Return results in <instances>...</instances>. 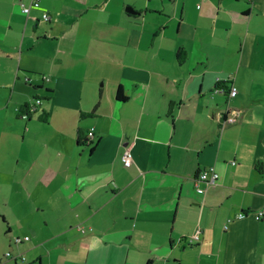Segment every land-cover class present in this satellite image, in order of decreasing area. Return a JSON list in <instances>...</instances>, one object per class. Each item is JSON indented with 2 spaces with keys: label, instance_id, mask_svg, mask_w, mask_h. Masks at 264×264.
<instances>
[{
  "label": "crops",
  "instance_id": "crops-1",
  "mask_svg": "<svg viewBox=\"0 0 264 264\" xmlns=\"http://www.w3.org/2000/svg\"><path fill=\"white\" fill-rule=\"evenodd\" d=\"M32 1L0 0V264H264V0Z\"/></svg>",
  "mask_w": 264,
  "mask_h": 264
},
{
  "label": "built area",
  "instance_id": "built-area-1",
  "mask_svg": "<svg viewBox=\"0 0 264 264\" xmlns=\"http://www.w3.org/2000/svg\"><path fill=\"white\" fill-rule=\"evenodd\" d=\"M21 6H22L23 12L26 13V14H29L30 10L33 7H37V8L39 7V0H33L29 6H25L24 4H22ZM42 19L44 21H50L51 20V16H50V14H47V13L44 12L42 14ZM26 80L29 81L28 78H26ZM217 91L223 92V89L219 88V89H217ZM236 94H237V88L235 86H231L230 90L228 92V95L230 97H235ZM38 103H39V101H38ZM30 110L32 111L33 109L30 108ZM21 117L26 119V118H28V114L27 113L26 114H22ZM238 117H239V113H234V112L233 113H229L228 116L224 119V121L221 122L222 126H225L228 123H235L236 121H238ZM88 135H89L90 138H92L94 136L93 135V131H90L88 133ZM122 161L127 166L131 165L132 162H131V156H130L129 152H125L123 154ZM217 180H218V173L216 172L214 167H210L208 170H204L203 172H201L198 175V177L196 178V183H197V181H201V182H205L207 184H212L213 185V184H216ZM197 191L199 193H203L204 192V188L198 187ZM242 216H243V214H240V217H242ZM263 216H264V211H261L258 214V217L260 219ZM194 238L198 239V236L195 235ZM27 239L28 238L26 237V240ZM17 242H21V239L18 238Z\"/></svg>",
  "mask_w": 264,
  "mask_h": 264
},
{
  "label": "trees",
  "instance_id": "trees-1",
  "mask_svg": "<svg viewBox=\"0 0 264 264\" xmlns=\"http://www.w3.org/2000/svg\"><path fill=\"white\" fill-rule=\"evenodd\" d=\"M25 81H27L26 78H25ZM29 81H30V79H29ZM116 97H117L118 100H121V101L125 99L124 96H122V87L121 86L118 87V91H117ZM35 99H36V104H34L32 106H29L28 104H26L20 109V116L22 114H26L27 113L28 117H30L32 114L38 113L37 108H38V106L41 103V99L40 98H35ZM38 101H39V103H38ZM30 108L33 109V110L31 111ZM86 115H88V114H82V116H84V117ZM48 116H49V113L47 111H45V110H42L41 111V115L39 116V119L41 121H43V122H48V118H49ZM80 143H81V141H80ZM260 220L262 222H264V216L261 217Z\"/></svg>",
  "mask_w": 264,
  "mask_h": 264
},
{
  "label": "rangeland",
  "instance_id": "rangeland-1",
  "mask_svg": "<svg viewBox=\"0 0 264 264\" xmlns=\"http://www.w3.org/2000/svg\"><path fill=\"white\" fill-rule=\"evenodd\" d=\"M21 10H22V6H21ZM22 12H23V10H22ZM45 13L49 14L46 11H45ZM36 17L38 18V20H40L41 26L43 28H45L46 22H48V21H44L43 19H40L41 15L36 16ZM120 49H122V47H120ZM10 64H11L10 62H8V63L5 64V70H7L10 67ZM22 73L24 74L23 71H22ZM7 80H8L7 74L5 72H3V68L2 69L0 68V87L3 86V85H5V83L7 82ZM26 82H28V81H26ZM40 91H42V90H40ZM1 92L2 91H0V93ZM211 263H212V259L206 260V259L203 258V264H211Z\"/></svg>",
  "mask_w": 264,
  "mask_h": 264
},
{
  "label": "water",
  "instance_id": "water-1",
  "mask_svg": "<svg viewBox=\"0 0 264 264\" xmlns=\"http://www.w3.org/2000/svg\"><path fill=\"white\" fill-rule=\"evenodd\" d=\"M126 11L128 12V13H130V14H139V12H137V11H135V10H133L132 8H126Z\"/></svg>",
  "mask_w": 264,
  "mask_h": 264
}]
</instances>
